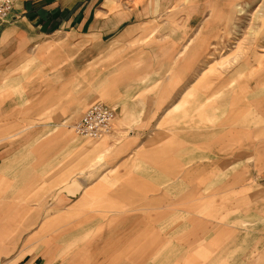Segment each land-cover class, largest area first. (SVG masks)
Returning <instances> with one entry per match:
<instances>
[{
  "label": "crops",
  "instance_id": "0c3cea01",
  "mask_svg": "<svg viewBox=\"0 0 264 264\" xmlns=\"http://www.w3.org/2000/svg\"><path fill=\"white\" fill-rule=\"evenodd\" d=\"M12 1L0 264H264V75L215 104L195 80L212 2ZM97 103L112 132L77 137L67 121Z\"/></svg>",
  "mask_w": 264,
  "mask_h": 264
},
{
  "label": "rangeland",
  "instance_id": "374dc122",
  "mask_svg": "<svg viewBox=\"0 0 264 264\" xmlns=\"http://www.w3.org/2000/svg\"><path fill=\"white\" fill-rule=\"evenodd\" d=\"M210 1L217 33L212 30L211 50L205 57L206 67L195 73V80L205 79L209 74L206 81L211 82L212 103L215 104L226 96L225 91L230 92L237 84L251 79L256 81L257 76L264 75V72H259L264 70V0H207V3ZM187 6L188 2L185 3ZM210 14L211 11L205 16ZM202 46L205 48L206 44ZM257 97L254 93L251 95V99ZM79 116L71 117L67 124L71 127ZM244 124L246 128L260 125L256 120L245 121Z\"/></svg>",
  "mask_w": 264,
  "mask_h": 264
},
{
  "label": "built area",
  "instance_id": "2783aa9c",
  "mask_svg": "<svg viewBox=\"0 0 264 264\" xmlns=\"http://www.w3.org/2000/svg\"><path fill=\"white\" fill-rule=\"evenodd\" d=\"M13 7L12 0H0V23L8 20ZM115 119V110L101 103L86 110L71 126L74 134L83 139H98L110 135Z\"/></svg>",
  "mask_w": 264,
  "mask_h": 264
},
{
  "label": "bare ground",
  "instance_id": "6f19581e",
  "mask_svg": "<svg viewBox=\"0 0 264 264\" xmlns=\"http://www.w3.org/2000/svg\"><path fill=\"white\" fill-rule=\"evenodd\" d=\"M263 25H264V22H263Z\"/></svg>",
  "mask_w": 264,
  "mask_h": 264
}]
</instances>
